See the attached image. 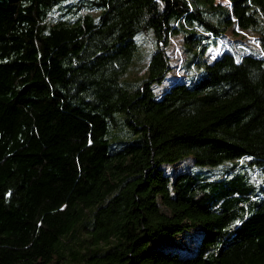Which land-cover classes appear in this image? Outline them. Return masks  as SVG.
Instances as JSON below:
<instances>
[{"label":"trees","instance_id":"obj_1","mask_svg":"<svg viewBox=\"0 0 264 264\" xmlns=\"http://www.w3.org/2000/svg\"><path fill=\"white\" fill-rule=\"evenodd\" d=\"M0 264H264V0H0Z\"/></svg>","mask_w":264,"mask_h":264},{"label":"rangeland","instance_id":"obj_2","mask_svg":"<svg viewBox=\"0 0 264 264\" xmlns=\"http://www.w3.org/2000/svg\"><path fill=\"white\" fill-rule=\"evenodd\" d=\"M217 3L221 2L222 4H228L229 0H215ZM229 36L230 34L232 35L231 30L228 31ZM241 39H244V43H246L247 45H251L253 46L254 44H257L254 36L252 34L249 33H243V35L241 37H239ZM139 42H140V54L137 57V60L135 62V65L133 67H131L130 71H129V78H134L136 76H138L139 74H142V67L144 66V64L146 63L147 59H148V54L150 52V50L152 49V43L150 42L149 38H143V37H139ZM182 44H183V38L182 35H175L174 37L171 38L170 40V49H169V53L171 54V62L173 63V65H179L182 57H183V49H182ZM217 50V48H216ZM175 75L178 74V67H175V69L172 71ZM171 72V73H172ZM187 161L184 162H180L179 166H183ZM178 166V165H175Z\"/></svg>","mask_w":264,"mask_h":264}]
</instances>
